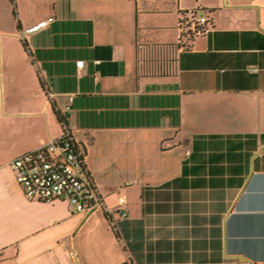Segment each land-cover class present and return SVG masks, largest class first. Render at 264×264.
Wrapping results in <instances>:
<instances>
[{"label":"crops","instance_id":"crops-1","mask_svg":"<svg viewBox=\"0 0 264 264\" xmlns=\"http://www.w3.org/2000/svg\"><path fill=\"white\" fill-rule=\"evenodd\" d=\"M142 44H173V72ZM65 130L91 213L11 167ZM0 264H264V0H0Z\"/></svg>","mask_w":264,"mask_h":264},{"label":"built area","instance_id":"built-area-1","mask_svg":"<svg viewBox=\"0 0 264 264\" xmlns=\"http://www.w3.org/2000/svg\"><path fill=\"white\" fill-rule=\"evenodd\" d=\"M199 19L204 20L203 17ZM53 20L54 17L41 20L21 29L19 35L24 39L28 33L46 27ZM11 167L30 198L65 199L76 211L84 213H91L103 205L88 174L83 150L68 130L60 138L13 159ZM122 217L126 214L123 213Z\"/></svg>","mask_w":264,"mask_h":264},{"label":"trees","instance_id":"trees-1","mask_svg":"<svg viewBox=\"0 0 264 264\" xmlns=\"http://www.w3.org/2000/svg\"><path fill=\"white\" fill-rule=\"evenodd\" d=\"M194 13L197 12H193ZM198 15V14H197ZM194 18H196L194 16ZM199 24L201 27L198 30L193 31L192 34H190L189 38H193L195 35L202 33L206 30L208 27L209 21L208 19L201 20L197 16ZM173 44H167V45H152V44H146V47H144V44L141 45L140 48V68L144 73L148 74H160L165 75L173 72V57L172 54H168L169 49L168 47H171ZM59 119L61 122H65L63 119V115L60 111H56ZM66 130L64 131V133ZM84 156L85 152L83 151Z\"/></svg>","mask_w":264,"mask_h":264},{"label":"rangeland","instance_id":"rangeland-1","mask_svg":"<svg viewBox=\"0 0 264 264\" xmlns=\"http://www.w3.org/2000/svg\"><path fill=\"white\" fill-rule=\"evenodd\" d=\"M194 16L196 18H194L193 20H190L189 17L182 18L181 26H182L183 35L190 37V34H192L193 31L198 30L201 27L197 18L198 16L197 13H194L193 17Z\"/></svg>","mask_w":264,"mask_h":264},{"label":"water","instance_id":"water-1","mask_svg":"<svg viewBox=\"0 0 264 264\" xmlns=\"http://www.w3.org/2000/svg\"><path fill=\"white\" fill-rule=\"evenodd\" d=\"M203 12H204V10H203Z\"/></svg>","mask_w":264,"mask_h":264}]
</instances>
